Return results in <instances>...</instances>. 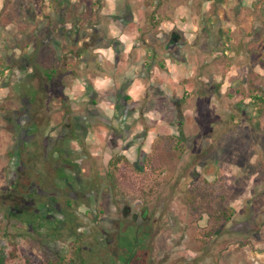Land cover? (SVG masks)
Instances as JSON below:
<instances>
[{"label": "rangeland", "instance_id": "374dc122", "mask_svg": "<svg viewBox=\"0 0 264 264\" xmlns=\"http://www.w3.org/2000/svg\"><path fill=\"white\" fill-rule=\"evenodd\" d=\"M90 1L78 11L58 0H0L3 264H142L141 247L143 264H264V109L253 99L264 100V71L238 53L231 60L239 39L228 34L211 49L225 66H200L193 94L165 100L155 116H142L143 101L101 118L90 97L63 95V79L79 69L56 66L53 55L72 60L75 41L50 45L52 30L66 38L65 20L80 15L70 33L95 44L101 7ZM131 108L138 115L125 120ZM126 227V253L97 241Z\"/></svg>", "mask_w": 264, "mask_h": 264}, {"label": "crops", "instance_id": "0c3cea01", "mask_svg": "<svg viewBox=\"0 0 264 264\" xmlns=\"http://www.w3.org/2000/svg\"><path fill=\"white\" fill-rule=\"evenodd\" d=\"M58 1L62 6H77L78 11L91 3L90 0ZM116 1L118 6H115ZM97 4L101 7L99 19L91 28H96L93 31L99 36L94 45L87 46L88 38L80 39L70 33V26L72 31L80 30V25L85 22L81 15L74 25L65 20L63 32L66 38H59L53 29L50 35L56 42L51 40L50 45L56 48L65 45L63 39L68 43L70 39L75 41V52L65 54L72 56V60L59 64L55 57L57 53L53 55L56 66L76 65L79 69L78 79L72 80L70 76L63 79V95L69 100L79 95L90 97L89 102L95 104L101 118L111 116L114 111L120 119L122 108L143 101L147 104L142 111L143 117L160 114L165 100L173 102L193 91L192 83L199 81L200 66H206V70L210 66H225L215 64L212 50L219 48L228 34L235 38L233 34L236 33L239 39V50L232 52L231 60L238 53L241 64L248 57L253 60L250 65L264 71V48L257 47L262 41L257 45L255 42L264 39V0H97ZM92 6L96 7L95 4ZM250 47H255L254 51L251 52ZM39 54L37 50L35 64ZM226 78L229 79V72H226ZM151 101L152 105H149ZM117 102L120 110H114L113 105ZM255 103L258 105L259 101ZM136 109H129L125 120L135 118L138 115ZM139 129L142 127H135L133 131ZM123 149L129 153L127 145ZM124 155L128 162V155Z\"/></svg>", "mask_w": 264, "mask_h": 264}, {"label": "flooded vegetation", "instance_id": "af4514ba", "mask_svg": "<svg viewBox=\"0 0 264 264\" xmlns=\"http://www.w3.org/2000/svg\"><path fill=\"white\" fill-rule=\"evenodd\" d=\"M42 205V204H41ZM40 206V204L38 205V207ZM38 207L35 208L36 211H38ZM92 226L95 225V223H90ZM126 232H128V228L126 227L125 230L121 231L120 233L114 232L112 234L106 235V233L104 231L100 232V235L103 236L102 239H98L97 241L102 240L105 244V248H111V247H115L116 249H118V252H123L126 253V250L128 249V246L130 245V239L128 238V234H126ZM129 233V232H128ZM97 236V235H96ZM95 236V238H96ZM108 236V237H107ZM140 251L142 252L139 256V261L143 262L145 261V251L143 250V247H141ZM126 260H124L125 262ZM119 262V261H118Z\"/></svg>", "mask_w": 264, "mask_h": 264}, {"label": "trees", "instance_id": "16d2710c", "mask_svg": "<svg viewBox=\"0 0 264 264\" xmlns=\"http://www.w3.org/2000/svg\"><path fill=\"white\" fill-rule=\"evenodd\" d=\"M254 101H259V104H258V108H257V111L258 113L261 112L262 108L264 107V100L261 99V98H258L257 96H254ZM118 161H115V162H111V159L108 161V165L111 167V168H115V165H117ZM14 253V246L12 245V248H11V251L9 252V255L11 257H13V254ZM0 264H3V254L2 252L0 251Z\"/></svg>", "mask_w": 264, "mask_h": 264}]
</instances>
